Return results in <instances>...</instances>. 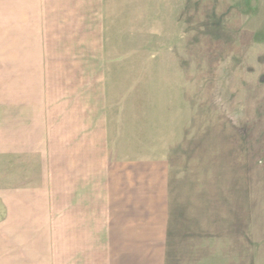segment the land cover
Wrapping results in <instances>:
<instances>
[{"label": "rangeland", "instance_id": "374dc122", "mask_svg": "<svg viewBox=\"0 0 264 264\" xmlns=\"http://www.w3.org/2000/svg\"><path fill=\"white\" fill-rule=\"evenodd\" d=\"M86 105L111 150L226 186L196 264H264V0H0L1 223L60 200Z\"/></svg>", "mask_w": 264, "mask_h": 264}, {"label": "crops", "instance_id": "0c3cea01", "mask_svg": "<svg viewBox=\"0 0 264 264\" xmlns=\"http://www.w3.org/2000/svg\"><path fill=\"white\" fill-rule=\"evenodd\" d=\"M93 108L77 109L84 123L68 141L60 200L7 205L0 264H196L226 232L228 189L170 161L111 150Z\"/></svg>", "mask_w": 264, "mask_h": 264}]
</instances>
